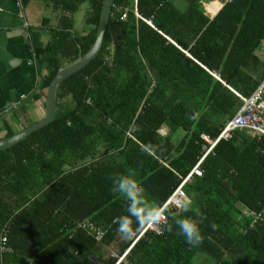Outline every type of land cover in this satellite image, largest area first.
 Listing matches in <instances>:
<instances>
[{
	"label": "trees",
	"instance_id": "16d2710c",
	"mask_svg": "<svg viewBox=\"0 0 264 264\" xmlns=\"http://www.w3.org/2000/svg\"><path fill=\"white\" fill-rule=\"evenodd\" d=\"M103 1L44 0L56 22L31 103L45 104L57 72L91 49ZM263 44L264 0H114L99 54L60 84L53 122L0 151V264H86L114 247L123 253L132 238L118 231L127 201L113 178L131 173L145 199L162 206L208 147L201 135L217 138L239 97L264 82ZM26 108L22 130L34 124ZM4 127L1 139L20 132ZM200 170L183 186L192 209H167L163 233L141 237L128 264H264V138L236 131ZM252 212L261 215L255 223ZM181 216L203 220L199 246L179 234ZM84 222L104 238L78 227Z\"/></svg>",
	"mask_w": 264,
	"mask_h": 264
},
{
	"label": "crops",
	"instance_id": "0c3cea01",
	"mask_svg": "<svg viewBox=\"0 0 264 264\" xmlns=\"http://www.w3.org/2000/svg\"><path fill=\"white\" fill-rule=\"evenodd\" d=\"M217 7L212 2L205 12L215 14ZM55 12L44 0H0V139L6 132L4 124L8 118L13 124L17 122L16 127L26 123L20 120L24 106L34 123L45 114V104L28 99L44 76L40 56L49 45L47 30L55 26ZM113 252L111 249L101 258L86 257V264H109Z\"/></svg>",
	"mask_w": 264,
	"mask_h": 264
},
{
	"label": "built area",
	"instance_id": "2783aa9c",
	"mask_svg": "<svg viewBox=\"0 0 264 264\" xmlns=\"http://www.w3.org/2000/svg\"><path fill=\"white\" fill-rule=\"evenodd\" d=\"M213 14V12H209V16H212ZM239 98L243 101V105L238 112L224 124L223 129L217 138L211 139L207 135H201V140L206 143L208 147H204V154L199 162L192 169L190 174L183 180V182L174 190L168 200L161 206L162 209H175L177 211L181 209L180 204L182 200L185 199V194L183 192L184 184L194 176H201L202 172L200 170V165L202 161L212 152L220 141L230 140L232 134L236 131H247L253 137L264 138V82H262L248 98ZM246 215H251L254 223L261 218L260 214H256L254 212ZM166 225H140L128 248L121 254L112 253L110 255L111 264H128L126 260L127 256L139 239L146 233L161 235ZM78 227H81L82 229L87 230L88 233L93 234L97 242H100L104 238L105 232L100 228L95 227L90 222H84ZM6 242L7 237L3 236L0 241L1 251L6 250Z\"/></svg>",
	"mask_w": 264,
	"mask_h": 264
},
{
	"label": "clouds",
	"instance_id": "9594fccd",
	"mask_svg": "<svg viewBox=\"0 0 264 264\" xmlns=\"http://www.w3.org/2000/svg\"><path fill=\"white\" fill-rule=\"evenodd\" d=\"M112 190L117 194H122L127 201L126 214L117 218L118 231L124 238H133L136 235V227L139 225L167 224V210L162 209L160 204L145 199L142 185L131 173L113 178ZM180 207L184 212H189L193 207V201L184 199ZM202 223L201 218L181 216L175 221V227L187 244L199 246L203 242ZM212 227L215 229L216 225L213 224Z\"/></svg>",
	"mask_w": 264,
	"mask_h": 264
},
{
	"label": "water",
	"instance_id": "95a60500",
	"mask_svg": "<svg viewBox=\"0 0 264 264\" xmlns=\"http://www.w3.org/2000/svg\"><path fill=\"white\" fill-rule=\"evenodd\" d=\"M113 3H114V0H104L103 1L99 24H98V28L96 32V40L93 46L91 47V49L85 55L78 58L76 61L61 68L57 72L55 78L50 83L47 89V92H46V96H45L44 117L40 121L21 130L20 132L14 134L13 136L0 139V151L6 150L8 148H11L21 143L22 141L27 139L31 134L39 131L40 129L46 127L47 125L53 122V120L55 119V115H56V96H57V91H58L60 84L65 79L69 78L73 74L83 69L99 54L102 48L103 41H104V34H105V31H106V28H107V25L110 19L111 7L113 6ZM218 10L215 12L214 15H216ZM72 253L75 254V256L79 260H83L85 258L83 254L76 253L74 250H72ZM109 264H111V260ZM231 264H240V263L237 261H234Z\"/></svg>",
	"mask_w": 264,
	"mask_h": 264
},
{
	"label": "rangeland",
	"instance_id": "374dc122",
	"mask_svg": "<svg viewBox=\"0 0 264 264\" xmlns=\"http://www.w3.org/2000/svg\"><path fill=\"white\" fill-rule=\"evenodd\" d=\"M177 5H178L181 9L184 8V3H182L181 1L178 2ZM86 10H87V5H83V6H81L80 11L75 15V22H76L77 27H81V26L83 25V23H82V19H83L84 15H85ZM263 45H264V44H263ZM263 45H262V46H263ZM260 52L264 53V49H262V50H260L259 52H257V54H261ZM258 56H259V55H258ZM42 117H44V116H42ZM22 118H23V119H20V120H23V122H24L25 119H24V117H22ZM7 121H8V124L10 125V127H11L13 130H15V132H17L18 130H21L22 127H23V125L20 126V127H16L15 124H17V122L14 121V122H16V123L13 124V123L11 122V119H9V118L7 119ZM17 121H18V120H17ZM23 122H22V123H23ZM18 126H19V125H18ZM0 128H2L1 125H0ZM161 132H162V134H166V133L168 132V130H167L166 127H163L162 130H161ZM238 209H239V207H238ZM240 210H241V209H240ZM244 215H245V214H244ZM235 217H236V218H239L240 220L243 219V216H240L239 214H236ZM114 250H115V247H114ZM113 253H116V250H115V252H113ZM207 262H208L207 259H205L204 257H200V259L197 260L196 264H207Z\"/></svg>",
	"mask_w": 264,
	"mask_h": 264
}]
</instances>
